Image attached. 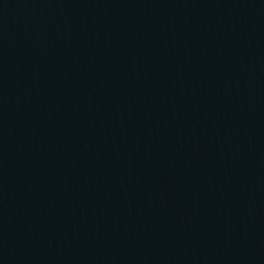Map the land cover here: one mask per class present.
Masks as SVG:
<instances>
[{"label": "water", "instance_id": "water-1", "mask_svg": "<svg viewBox=\"0 0 264 264\" xmlns=\"http://www.w3.org/2000/svg\"><path fill=\"white\" fill-rule=\"evenodd\" d=\"M0 264H264V0H0Z\"/></svg>", "mask_w": 264, "mask_h": 264}]
</instances>
